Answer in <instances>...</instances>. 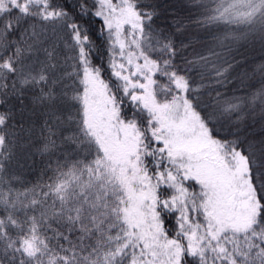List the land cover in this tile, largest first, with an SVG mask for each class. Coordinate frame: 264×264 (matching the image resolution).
I'll list each match as a JSON object with an SVG mask.
<instances>
[{
  "label": "snow or ice",
  "instance_id": "snow-or-ice-1",
  "mask_svg": "<svg viewBox=\"0 0 264 264\" xmlns=\"http://www.w3.org/2000/svg\"><path fill=\"white\" fill-rule=\"evenodd\" d=\"M0 264H264V0H0Z\"/></svg>",
  "mask_w": 264,
  "mask_h": 264
},
{
  "label": "trees",
  "instance_id": "trees-1",
  "mask_svg": "<svg viewBox=\"0 0 264 264\" xmlns=\"http://www.w3.org/2000/svg\"><path fill=\"white\" fill-rule=\"evenodd\" d=\"M257 57L259 56V53L255 54Z\"/></svg>",
  "mask_w": 264,
  "mask_h": 264
}]
</instances>
